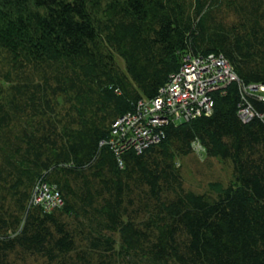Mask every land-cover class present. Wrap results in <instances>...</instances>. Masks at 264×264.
Listing matches in <instances>:
<instances>
[{
	"label": "trees",
	"instance_id": "obj_1",
	"mask_svg": "<svg viewBox=\"0 0 264 264\" xmlns=\"http://www.w3.org/2000/svg\"><path fill=\"white\" fill-rule=\"evenodd\" d=\"M188 1L0 0V77L42 72L0 82V264L11 254L48 264H264V116L238 119L235 83L214 94L209 116L167 124L158 143L124 152L122 166L99 145L184 54L221 53L243 81H264V0H217L242 19L236 40L214 22L200 30L206 13L193 29ZM196 1V14L214 2ZM195 139L231 163L229 184L182 187L176 161ZM39 179L62 206L29 204Z\"/></svg>",
	"mask_w": 264,
	"mask_h": 264
},
{
	"label": "built area",
	"instance_id": "obj_2",
	"mask_svg": "<svg viewBox=\"0 0 264 264\" xmlns=\"http://www.w3.org/2000/svg\"><path fill=\"white\" fill-rule=\"evenodd\" d=\"M230 83L237 86V116L242 123L263 118L254 102L264 104V81L248 83L234 71L221 53L184 54L177 71L171 73L152 98L138 100L133 108L113 119L106 145L122 166L121 156L128 150L142 153L165 136L164 126L209 116L214 107V94H225ZM201 148L197 139L192 143ZM29 204L50 211L62 206L63 200L55 186L41 179L33 186Z\"/></svg>",
	"mask_w": 264,
	"mask_h": 264
},
{
	"label": "rangeland",
	"instance_id": "obj_3",
	"mask_svg": "<svg viewBox=\"0 0 264 264\" xmlns=\"http://www.w3.org/2000/svg\"><path fill=\"white\" fill-rule=\"evenodd\" d=\"M190 7V15L193 17L192 20V28L194 29L195 25L199 21L201 15L206 13L205 22L208 24L206 27L204 25L200 26V30L209 31L208 27L212 28V23L220 24L223 27V30L227 33H232L233 35L232 40L239 39V37H244L245 33L242 31V19L239 18V15L236 11H232L223 3H218L217 0H214L213 3L207 4L203 7L202 11L199 14H196L199 6H197L196 0H189ZM210 11L209 13H207ZM210 14V16H209ZM114 58L120 70L126 72L125 62L122 60L117 54L114 53ZM6 67V65H5ZM1 70L4 69V65L1 66ZM18 72L15 73V70H12L10 74L4 75L0 77V82L6 86L10 83H16L24 81L25 79H30L29 76H33V80H38L39 75H33L35 72H31L30 68H25L24 70H17ZM32 74V75H31ZM8 86V85H7ZM49 94L50 89H48ZM52 95V94H50ZM24 99H20V105L23 104ZM51 103L55 100L54 96L52 95ZM60 107L56 105V111L62 112L66 110L68 107ZM22 108V106L20 107ZM39 108H41L39 106ZM24 112L30 114L31 108L27 107L24 109ZM20 114V113H19ZM21 115V114H20ZM52 116V114H50ZM28 116V115H27ZM33 116V115H32ZM47 116V115H46ZM24 117V116H22ZM43 118V117H40ZM35 119H39V117H35ZM44 119V118H43ZM35 122V121H32ZM201 145V144H200ZM176 166L178 172L180 174L182 187L184 189H190L198 193H207L210 190H213L216 187L215 184L219 183L222 186L229 184L233 180V172L231 163L228 160H221L219 158L209 157L205 154V150L201 145V148L197 145H193L191 147V151L177 159ZM5 204H10V202L6 199ZM68 218H66L67 220ZM69 220V219H68ZM71 220V219H70ZM114 238L119 242V233L113 234ZM79 246V245H78ZM10 264H48L43 258L35 255H27L24 257H18L16 254H11L9 256Z\"/></svg>",
	"mask_w": 264,
	"mask_h": 264
}]
</instances>
